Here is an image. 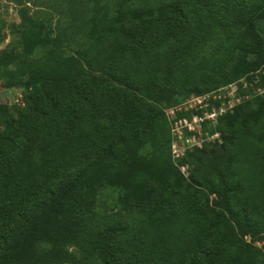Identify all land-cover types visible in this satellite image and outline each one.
Instances as JSON below:
<instances>
[{"label": "trees", "instance_id": "1", "mask_svg": "<svg viewBox=\"0 0 264 264\" xmlns=\"http://www.w3.org/2000/svg\"><path fill=\"white\" fill-rule=\"evenodd\" d=\"M46 2L21 7V50L0 49L3 82L27 91L24 106L0 101V264H264V92L218 118L222 143L186 150L185 177L162 106L176 100L152 97L101 44L123 30L125 50L146 27H188L209 8L235 36L213 88L264 86V0H168L142 13L129 0ZM103 188L146 212L127 226L106 219Z\"/></svg>", "mask_w": 264, "mask_h": 264}, {"label": "rangeland", "instance_id": "2", "mask_svg": "<svg viewBox=\"0 0 264 264\" xmlns=\"http://www.w3.org/2000/svg\"><path fill=\"white\" fill-rule=\"evenodd\" d=\"M46 1L49 0H0V37L2 38L0 49L11 46L15 51L21 50L19 35L15 31L21 20V7L27 5L29 11L34 13L43 8ZM167 1L129 0L128 5H131L136 13L147 7L158 9ZM155 20L156 17L153 15L151 23ZM171 24L170 18L159 21L154 28L146 27L145 35L140 37V40H143L142 44L136 43V46L133 44L125 50L121 43H129L133 35L129 33V40L123 42L127 37L124 31H116L101 43L103 55H107L108 58L113 55L118 71L143 84L141 87L143 90L146 86V91L152 97L157 98L166 93L167 97L170 94L169 98L176 100L175 103L162 105L170 123L171 150L173 142L180 140L179 143H187V138H192L193 133L196 134V139L188 141L193 144L189 149L202 148L205 143L207 146L222 143V131L217 129L218 118L234 110L242 101L263 93L264 86L247 85L242 78L219 88H213L218 71L224 67L222 64L226 65L228 57L233 56L228 49L235 39V36L228 32L229 30L222 27V20L217 13L209 8L201 9L197 13L190 14L188 27L181 26L172 30ZM6 74L4 76H7ZM255 78L258 81L259 76ZM241 83L243 84L240 85ZM206 87L210 89H205ZM26 92L23 87L9 88L0 76L1 102H6L12 107L24 106L27 102ZM183 111L188 114L180 115L179 113ZM184 118L186 120H183ZM1 127L4 129V126ZM178 135L183 138H179ZM171 153L182 174L185 177L190 176L192 167L188 164H180V158L176 157L173 150ZM183 165L186 167V172L181 169ZM210 198L213 201L217 196L211 195ZM120 199L118 192L103 188L98 197L97 208L106 219L117 221L119 226L121 224L127 226L128 222L131 224L132 221H138L140 214L146 212L132 206L123 210ZM121 236L127 239L128 233H123ZM246 239L250 240L251 237L248 235ZM258 242L259 246L264 247L263 238Z\"/></svg>", "mask_w": 264, "mask_h": 264}, {"label": "built area", "instance_id": "3", "mask_svg": "<svg viewBox=\"0 0 264 264\" xmlns=\"http://www.w3.org/2000/svg\"><path fill=\"white\" fill-rule=\"evenodd\" d=\"M183 120H186V119L184 118ZM180 121H182V120H180ZM174 136H175V134H174ZM191 136H192V138H189V137L187 138L188 139L186 141L187 143H184V142L179 143L180 140H178V141L176 140L175 142H173V149L172 150H173V153L176 155V157H179V158L182 157L185 154L186 150L189 149L193 145L192 142H188V141H190V139L192 141L193 138L196 139V134L193 133V135H191ZM178 137L183 138V137H180L179 135H178ZM175 138H176V136H175ZM181 169L183 172H186L185 171V169H186L185 165H183L181 167Z\"/></svg>", "mask_w": 264, "mask_h": 264}]
</instances>
